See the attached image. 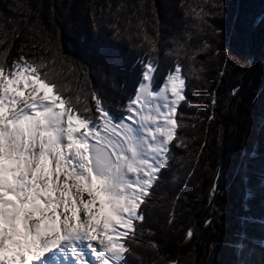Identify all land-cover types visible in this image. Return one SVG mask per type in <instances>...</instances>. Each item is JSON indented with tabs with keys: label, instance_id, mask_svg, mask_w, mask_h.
<instances>
[{
	"label": "trees",
	"instance_id": "trees-1",
	"mask_svg": "<svg viewBox=\"0 0 264 264\" xmlns=\"http://www.w3.org/2000/svg\"><path fill=\"white\" fill-rule=\"evenodd\" d=\"M21 57L94 118L96 99L124 112L142 62L155 87L180 65L176 135L127 264H264V0H0V66Z\"/></svg>",
	"mask_w": 264,
	"mask_h": 264
},
{
	"label": "snow or ice",
	"instance_id": "snow-or-ice-1",
	"mask_svg": "<svg viewBox=\"0 0 264 264\" xmlns=\"http://www.w3.org/2000/svg\"><path fill=\"white\" fill-rule=\"evenodd\" d=\"M48 67L23 57L7 73L0 66V264H61L69 255L89 264L80 244L97 264H127L125 238H135L141 204L169 160L185 100L181 67L157 89L156 64L142 62L119 118L100 99L95 118L74 113Z\"/></svg>",
	"mask_w": 264,
	"mask_h": 264
},
{
	"label": "rangeland",
	"instance_id": "rangeland-1",
	"mask_svg": "<svg viewBox=\"0 0 264 264\" xmlns=\"http://www.w3.org/2000/svg\"><path fill=\"white\" fill-rule=\"evenodd\" d=\"M169 6H171L170 5V3H169ZM168 9H170V7H168ZM173 16H171L170 18H172ZM207 30H208V27H207ZM191 39V38H190ZM197 39H198V37H195L192 41L193 42H196L197 41ZM175 52L177 51V50H175L176 48H173V47H171ZM65 107H67L66 106V104H65ZM174 117H175V114H174ZM151 192V191H150ZM84 198L85 199H87V193L85 192L84 193ZM97 207H98V205H97ZM80 217L82 218V219H86V216H85V214L84 213H80ZM125 239H127V240H129L130 238H125ZM81 245V244H80ZM80 245H78V246H80ZM83 250H82V252L84 253V257L86 258V259H91V260H89V264H97V261L95 260V258L93 257V258H91V254H90V250H89V253L88 252H86V250H88L87 248H85L84 246H82L81 247ZM69 250H71V247H70V245H68L67 247H66V252L68 253L69 252ZM95 263H94V262Z\"/></svg>",
	"mask_w": 264,
	"mask_h": 264
},
{
	"label": "bare ground",
	"instance_id": "bare-ground-1",
	"mask_svg": "<svg viewBox=\"0 0 264 264\" xmlns=\"http://www.w3.org/2000/svg\"><path fill=\"white\" fill-rule=\"evenodd\" d=\"M60 211L62 212L63 211V208H61L60 209ZM82 219V218H81ZM68 246V244H66L64 247H65V249H66V247ZM82 246H84L83 244H81L80 246H78L79 248H80V250L82 251L83 249L81 248ZM71 252V250H69V252L68 253H70ZM86 252H88L89 253V250H86ZM84 254V253H83ZM91 254V253H90ZM91 258H93V256L91 255ZM47 264H54V262H52V261H48L47 262ZM61 264H75V261H73L72 259H70V258H68L66 261H63V260H61Z\"/></svg>",
	"mask_w": 264,
	"mask_h": 264
}]
</instances>
